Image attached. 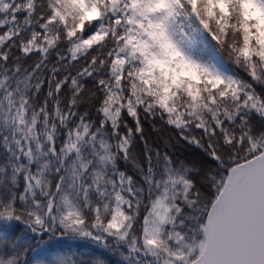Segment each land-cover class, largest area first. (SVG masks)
Returning <instances> with one entry per match:
<instances>
[{"label": "snow or ice", "instance_id": "1", "mask_svg": "<svg viewBox=\"0 0 264 264\" xmlns=\"http://www.w3.org/2000/svg\"><path fill=\"white\" fill-rule=\"evenodd\" d=\"M0 264H264V0H0Z\"/></svg>", "mask_w": 264, "mask_h": 264}]
</instances>
